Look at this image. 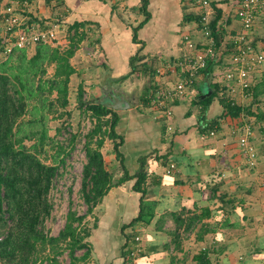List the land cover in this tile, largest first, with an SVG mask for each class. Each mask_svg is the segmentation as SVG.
<instances>
[{
  "label": "crops",
  "instance_id": "obj_1",
  "mask_svg": "<svg viewBox=\"0 0 264 264\" xmlns=\"http://www.w3.org/2000/svg\"><path fill=\"white\" fill-rule=\"evenodd\" d=\"M210 1L211 20L219 15L212 33L217 53L185 97L170 102L173 115L168 121L142 98L165 92L181 76L169 65L187 52L184 34L200 47L206 41L196 0H0V6L13 3L26 24L42 29L58 18L53 45L60 47L68 43V26L83 23L86 37L70 59L75 70L70 90L81 84L84 94L96 96L99 90L108 96L112 89L124 96L125 107L113 109L118 115L115 130L123 138L122 156H116L110 140L102 149L105 166L121 177L122 165L135 174L144 158V199L153 203V217L148 224L124 228L139 212L141 193L131 190L133 179L113 186L95 207L100 215L89 237L92 255L100 250L96 257L101 264H264V121L244 113L249 106L252 112L264 111V65L252 74L249 98L225 80L231 40L241 31L237 0ZM249 35L264 50L261 17ZM206 90L211 93L205 98L212 97L203 106L198 100L205 99ZM231 98L233 106L244 109L237 116L226 113L224 102L231 103ZM95 101L100 100L87 102ZM243 120L253 124L259 156L253 168L238 146L235 130ZM209 129L215 136L201 140L199 134ZM171 161L176 168L167 174ZM113 181L116 185L118 179ZM200 213L208 215L194 219ZM95 243L98 249H93ZM135 247L139 251L131 255ZM200 254L205 258L197 259Z\"/></svg>",
  "mask_w": 264,
  "mask_h": 264
},
{
  "label": "trees",
  "instance_id": "obj_2",
  "mask_svg": "<svg viewBox=\"0 0 264 264\" xmlns=\"http://www.w3.org/2000/svg\"><path fill=\"white\" fill-rule=\"evenodd\" d=\"M218 19L219 15H215L210 23L214 35ZM67 32L68 43L64 47L53 45V42H38L32 54L27 48H13L7 55H1L4 38L0 35V57H3L0 58V264H61L59 256L65 252L69 264H87L92 254L89 237L97 227L98 218L89 226L86 217L93 213L113 186L128 180H134L131 190L141 196L137 216L123 227L148 224L153 217L154 205L144 199L147 177L143 169L144 158L135 174H128L122 165L123 175L116 185L113 184L114 174L106 169L102 149L105 140L109 139L116 156H122L119 146L123 138L115 130L117 112L102 103L83 100V89L79 84L76 104L89 111L94 121L83 144L86 162L82 167L80 194L87 212L78 215L69 209L57 235L45 231V220L53 209L49 193L58 175V164L64 163V157L74 148L77 138L74 133L68 144H58L48 134L46 123L48 118L61 119L70 115L66 108L70 76L75 71L70 59L86 33L81 22L69 25ZM249 91L252 92L251 87ZM257 95L258 92L253 95L254 99ZM211 97L199 99L198 103L206 106ZM148 101L149 98H142L143 103ZM224 106L231 116L244 111L229 102H224ZM250 108L244 113L264 121V111L255 113ZM59 130L57 127L56 133ZM49 149L54 151L49 152ZM200 214L194 219L208 215ZM79 250L81 255L76 254ZM122 256L128 261V253ZM196 258L202 259L205 255Z\"/></svg>",
  "mask_w": 264,
  "mask_h": 264
},
{
  "label": "built area",
  "instance_id": "obj_3",
  "mask_svg": "<svg viewBox=\"0 0 264 264\" xmlns=\"http://www.w3.org/2000/svg\"><path fill=\"white\" fill-rule=\"evenodd\" d=\"M26 1H24L25 3ZM200 12L199 25L206 36V41L200 47L189 33L182 36V41L187 49L179 60L169 65L172 72H179L175 84L166 90L150 97L148 105L157 109L169 121L173 115L170 102L173 99L183 98L193 88L196 80L207 66L208 60L217 53L216 41L211 32L210 22L213 9L210 0H196ZM236 16L241 23V31L231 40L232 53L230 66L224 70L226 81L234 82L244 98H249L252 85V74L264 65V50H258L250 38V32L258 17L264 20V0H237ZM56 18L51 26L39 28L38 24H26L25 18L17 11L13 3L0 6V35L4 38V48L1 55H7L13 48L23 49L34 46L38 42L51 43L56 38L58 26ZM232 89V88H231ZM233 90V89H232ZM234 91V90H233ZM231 104L235 101L231 98ZM166 130L172 131L171 123H166ZM238 146L243 152L247 166L250 168L258 164V152L253 140V124L251 120H243L236 128ZM216 131L209 129L199 134L201 140L215 136ZM176 164L171 161L165 168L167 174L175 170ZM136 240L139 238L136 237ZM139 251L131 250V255Z\"/></svg>",
  "mask_w": 264,
  "mask_h": 264
},
{
  "label": "rangeland",
  "instance_id": "obj_4",
  "mask_svg": "<svg viewBox=\"0 0 264 264\" xmlns=\"http://www.w3.org/2000/svg\"><path fill=\"white\" fill-rule=\"evenodd\" d=\"M3 59V57H0ZM49 72H52L51 67L48 68ZM77 91L70 90L69 92V105L67 110L70 112L69 116H64L61 119H47L48 134L53 138L54 142L58 144H68L71 134L76 133L77 138L74 143V148L64 157V163L58 164V175L53 181V185L50 190V199L53 203V209L51 215L45 220V231L49 235H57L63 228L65 223V217L69 209L75 211L78 215L86 214L87 205L83 201L80 194L82 167L86 162L84 153V136L88 130L93 126V119L90 116V112L77 106ZM83 100L89 101L92 98L94 100L106 101L107 95L104 92L97 91L96 96L89 93H83ZM129 98L134 96L128 95ZM60 128L56 133V129ZM28 144L30 142H27ZM112 143V142H111ZM110 146V140L106 139L104 149ZM49 149V152H53ZM50 161V160H48ZM117 175H114V179H118ZM100 211L94 208L93 213L87 215L86 221L91 226L96 218L99 219ZM93 249L97 248V243L94 244ZM94 252V250H93ZM100 250H96L98 255ZM77 255H81L82 251H76ZM95 254H91V257L87 264H101L98 257ZM61 264H69L70 259L67 253L59 256ZM107 264V263H105Z\"/></svg>",
  "mask_w": 264,
  "mask_h": 264
},
{
  "label": "water",
  "instance_id": "obj_5",
  "mask_svg": "<svg viewBox=\"0 0 264 264\" xmlns=\"http://www.w3.org/2000/svg\"><path fill=\"white\" fill-rule=\"evenodd\" d=\"M109 95L106 98V101H98L99 103L104 104L105 106H107L108 108H112V109H121L123 107H125L126 103L124 100V96L121 94H116L114 91H112V89L108 90ZM211 91L210 90H206L201 98H205L206 96L210 95ZM114 184V181H113Z\"/></svg>",
  "mask_w": 264,
  "mask_h": 264
}]
</instances>
